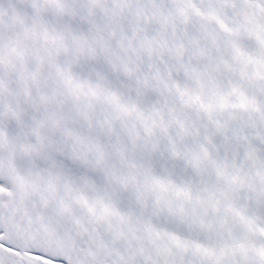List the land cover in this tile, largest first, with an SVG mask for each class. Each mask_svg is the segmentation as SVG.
Instances as JSON below:
<instances>
[{
	"label": "snow or ice",
	"instance_id": "obj_1",
	"mask_svg": "<svg viewBox=\"0 0 264 264\" xmlns=\"http://www.w3.org/2000/svg\"><path fill=\"white\" fill-rule=\"evenodd\" d=\"M0 264H264V0H0Z\"/></svg>",
	"mask_w": 264,
	"mask_h": 264
}]
</instances>
